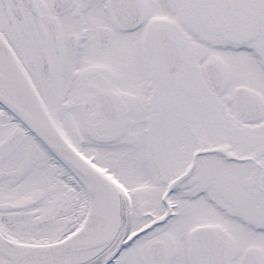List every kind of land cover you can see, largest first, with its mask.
Here are the masks:
<instances>
[{"label":"snow or ice","instance_id":"1","mask_svg":"<svg viewBox=\"0 0 264 264\" xmlns=\"http://www.w3.org/2000/svg\"><path fill=\"white\" fill-rule=\"evenodd\" d=\"M0 264H264V0H0Z\"/></svg>","mask_w":264,"mask_h":264}]
</instances>
